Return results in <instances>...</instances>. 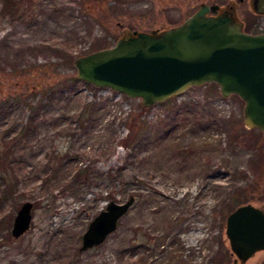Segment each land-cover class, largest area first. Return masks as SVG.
<instances>
[{
  "label": "rangeland",
  "instance_id": "obj_1",
  "mask_svg": "<svg viewBox=\"0 0 264 264\" xmlns=\"http://www.w3.org/2000/svg\"><path fill=\"white\" fill-rule=\"evenodd\" d=\"M33 2L43 10L35 18L0 15V264H241L226 219L240 195L264 208V133L246 126L245 101L207 83L143 111L139 98L71 82L70 51L80 57L134 32L159 34L202 5L264 32L253 0H88L90 15L79 0ZM103 15L106 24L96 19ZM89 101L97 103L81 121ZM134 115L145 129L124 148ZM86 166L82 184L76 174ZM132 195L117 230L81 251L93 218ZM28 201L31 227L15 238ZM246 264H264V250Z\"/></svg>",
  "mask_w": 264,
  "mask_h": 264
},
{
  "label": "water",
  "instance_id": "obj_2",
  "mask_svg": "<svg viewBox=\"0 0 264 264\" xmlns=\"http://www.w3.org/2000/svg\"><path fill=\"white\" fill-rule=\"evenodd\" d=\"M264 14V0H253ZM220 5H202L181 24L159 34L134 32L112 47L74 61L76 78L109 88L145 107L166 102L187 89L216 83L224 97L245 101L244 122L264 133V32L248 33L230 14L214 15ZM136 201L131 196L111 201L83 234L82 251L105 242ZM33 203L25 202L15 218L12 235L25 234L32 223ZM226 235L235 261L246 262L264 250V208L251 203L235 208L226 219Z\"/></svg>",
  "mask_w": 264,
  "mask_h": 264
},
{
  "label": "trees",
  "instance_id": "obj_3",
  "mask_svg": "<svg viewBox=\"0 0 264 264\" xmlns=\"http://www.w3.org/2000/svg\"><path fill=\"white\" fill-rule=\"evenodd\" d=\"M121 1V0H120ZM81 10H84L87 15L92 14V9L90 6H86L88 4V0H79ZM42 10V7L39 3H34L33 0H0V15H9L12 14L13 16H16L17 18L25 19V18H35L37 17ZM43 11V10H42ZM96 19H100V21L103 24H106L104 15L102 18L98 16ZM1 16H0V23H1ZM127 37V36H126ZM129 37V36H128ZM124 38V37H123ZM71 50V49H70ZM94 51V50H93ZM71 52L70 61L71 64L74 63L75 59L77 57L73 56V52ZM71 82H82L75 76L70 77ZM86 86L93 87L92 85L82 82ZM170 102V99L168 100ZM97 102L95 101H89L86 102L83 108V111L81 112L80 120L83 121L85 119L89 118V111L93 106L96 105ZM29 108L33 111L37 109V106H33L32 104L28 105ZM143 111H146V107H142ZM128 125L129 133L120 140L119 145L124 148H130L133 145V142L135 140H138L139 136L141 135V132L145 129L144 125H146V122H141L138 120V118L134 115V118H131ZM34 124V116H31L29 120L27 121L26 125L22 127L21 129V135L25 132H28V128L31 127ZM231 132V131H230ZM232 138V137H231ZM232 141V139H231ZM91 174V169L89 166H86L84 168H81V170L76 174L77 180L81 182L82 184H89ZM85 179V180H84ZM83 180V181H82ZM246 201L242 199V196H238L235 198V206L238 207L242 204H244Z\"/></svg>",
  "mask_w": 264,
  "mask_h": 264
},
{
  "label": "flooded vegetation",
  "instance_id": "obj_4",
  "mask_svg": "<svg viewBox=\"0 0 264 264\" xmlns=\"http://www.w3.org/2000/svg\"><path fill=\"white\" fill-rule=\"evenodd\" d=\"M118 226H119V224H118ZM31 227V226H30ZM86 232V231H85ZM82 238H83V236H82ZM82 245H83V239H82ZM82 245H81V247H82ZM81 247H80V250H81ZM95 247H97V246H95ZM95 247H93V248H95ZM90 249H92V248H90ZM90 249H88V250H90ZM82 251V250H81Z\"/></svg>",
  "mask_w": 264,
  "mask_h": 264
}]
</instances>
